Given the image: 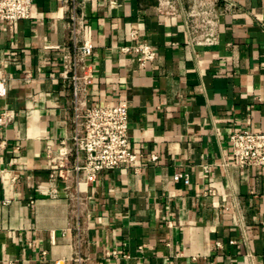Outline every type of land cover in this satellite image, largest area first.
Listing matches in <instances>:
<instances>
[{
  "label": "crops",
  "instance_id": "crops-1",
  "mask_svg": "<svg viewBox=\"0 0 264 264\" xmlns=\"http://www.w3.org/2000/svg\"><path fill=\"white\" fill-rule=\"evenodd\" d=\"M230 1L208 44L167 0H33L0 23V264H264V166L224 164L233 129L264 131V0ZM73 9L93 44L84 100L128 107L138 155L82 183ZM133 30L156 51L146 67L122 50Z\"/></svg>",
  "mask_w": 264,
  "mask_h": 264
},
{
  "label": "built area",
  "instance_id": "built-area-1",
  "mask_svg": "<svg viewBox=\"0 0 264 264\" xmlns=\"http://www.w3.org/2000/svg\"><path fill=\"white\" fill-rule=\"evenodd\" d=\"M174 10L184 17L189 43L208 44L214 42L215 29L221 14L234 9L230 0L224 7L219 8L220 0H167ZM33 0H0V23L13 27L32 15ZM71 40L74 43L75 55L73 60V75L69 77L72 88L73 122L75 124L72 136L73 149L77 162L73 169L79 183L95 177L105 169L131 168L138 159L130 142L129 109L123 104H104L88 106L84 100L87 84L92 73H82L84 63L92 53L93 44L88 41L80 42V29L84 22L75 9L70 16ZM136 43L123 47L125 52L137 55L140 64L146 67L156 58L154 47L139 36L137 30L131 32ZM9 83L0 78V96H7ZM2 119L0 118V121ZM231 159L225 165L241 168L264 166V131H254L248 128H235L230 133ZM157 158L156 155L153 156ZM56 166H53L55 168ZM202 174L209 177L210 165H204ZM174 180L190 184L189 175L181 172L174 174ZM213 192V190H210ZM74 262L81 264L82 258Z\"/></svg>",
  "mask_w": 264,
  "mask_h": 264
}]
</instances>
